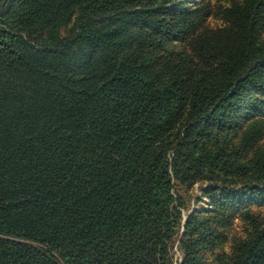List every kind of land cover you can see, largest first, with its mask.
Returning a JSON list of instances; mask_svg holds the SVG:
<instances>
[{"label":"trees","instance_id":"16d2710c","mask_svg":"<svg viewBox=\"0 0 264 264\" xmlns=\"http://www.w3.org/2000/svg\"><path fill=\"white\" fill-rule=\"evenodd\" d=\"M180 1L0 0V264H264V0Z\"/></svg>","mask_w":264,"mask_h":264},{"label":"rangeland","instance_id":"374dc122","mask_svg":"<svg viewBox=\"0 0 264 264\" xmlns=\"http://www.w3.org/2000/svg\"><path fill=\"white\" fill-rule=\"evenodd\" d=\"M187 1V2H184ZM189 1V2H188ZM197 1H201L203 5H210L211 6V16L208 18L207 25L210 29L220 28L225 26V20H224V12L232 7L235 3L242 2V0H181L179 3V6L182 5L184 2L186 5L193 6ZM249 122H246L244 125V128L247 127ZM241 135V134H240ZM237 136V137H240ZM230 137H233L230 135ZM259 148L261 150H264V137L259 141ZM208 187L207 184H201L197 183L193 190L191 191V194L187 196L188 200V208L190 211L192 210H203L204 208L210 209L211 208V199L204 195L203 191L206 190ZM254 205V204H245L240 205V211L235 214V219L233 221L232 228L227 231L229 233L230 237L233 238L235 236H243L245 234V231L248 227L247 221H245L242 218L241 211H244L247 207ZM250 209L254 211V213L257 212H263L264 214V208L259 209L257 206H251ZM187 214V213H185ZM222 250H216V254H222V253H229L230 252V244L227 246H224L221 248ZM212 254L207 255V264H215L214 263V256L211 257ZM178 257L180 255L178 254ZM179 261L181 259L179 258Z\"/></svg>","mask_w":264,"mask_h":264}]
</instances>
